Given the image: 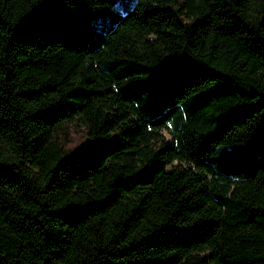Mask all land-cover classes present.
I'll return each mask as SVG.
<instances>
[{
    "label": "trees",
    "instance_id": "16d2710c",
    "mask_svg": "<svg viewBox=\"0 0 264 264\" xmlns=\"http://www.w3.org/2000/svg\"><path fill=\"white\" fill-rule=\"evenodd\" d=\"M0 264H264V0H0Z\"/></svg>",
    "mask_w": 264,
    "mask_h": 264
},
{
    "label": "rangeland",
    "instance_id": "374dc122",
    "mask_svg": "<svg viewBox=\"0 0 264 264\" xmlns=\"http://www.w3.org/2000/svg\"><path fill=\"white\" fill-rule=\"evenodd\" d=\"M161 135L165 138L166 142H170V136L162 131ZM86 141V131L83 127L75 126L74 123L70 124V141L67 143L66 148L71 150L78 145L84 143Z\"/></svg>",
    "mask_w": 264,
    "mask_h": 264
}]
</instances>
